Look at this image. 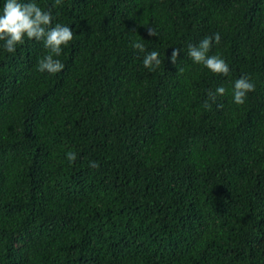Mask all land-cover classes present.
<instances>
[{"label":"trees","instance_id":"1","mask_svg":"<svg viewBox=\"0 0 264 264\" xmlns=\"http://www.w3.org/2000/svg\"><path fill=\"white\" fill-rule=\"evenodd\" d=\"M52 10L73 27L62 71L34 40L0 51V264H264V0ZM214 32L227 76L187 55ZM242 73L243 104L209 95Z\"/></svg>","mask_w":264,"mask_h":264},{"label":"clouds","instance_id":"2","mask_svg":"<svg viewBox=\"0 0 264 264\" xmlns=\"http://www.w3.org/2000/svg\"><path fill=\"white\" fill-rule=\"evenodd\" d=\"M62 0H52L47 7H42L38 0H0V51L14 54L17 47L27 40L40 42L47 51L37 60V70L47 73H58L63 70L64 64L58 58L62 46L73 40V27L70 24L56 21L53 8L59 6ZM150 35H155L148 29ZM221 34L214 32L205 35L197 43H189L187 55L194 64H199L212 73L227 76L230 72L229 62L219 54L210 53L213 44L219 43ZM133 47L143 50L144 45L137 41ZM180 49H173L171 61L175 63ZM161 63L156 50L146 51L142 57V64L149 70L155 69ZM255 88L254 82L246 73H242L231 81V88L226 89L223 84L217 85L215 91L209 90V95L215 99L231 92L232 102L243 104L248 93ZM66 159L74 162L77 153L67 151ZM90 166L98 167V162L89 161Z\"/></svg>","mask_w":264,"mask_h":264}]
</instances>
